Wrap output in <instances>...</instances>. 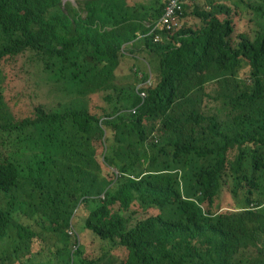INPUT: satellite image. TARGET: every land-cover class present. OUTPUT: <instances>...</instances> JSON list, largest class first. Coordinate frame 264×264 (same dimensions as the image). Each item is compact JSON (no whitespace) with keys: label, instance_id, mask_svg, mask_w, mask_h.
Instances as JSON below:
<instances>
[{"label":"trees","instance_id":"16d2710c","mask_svg":"<svg viewBox=\"0 0 264 264\" xmlns=\"http://www.w3.org/2000/svg\"><path fill=\"white\" fill-rule=\"evenodd\" d=\"M169 1L0 0V264H264V24L189 0L155 32ZM12 72L52 100L25 116Z\"/></svg>","mask_w":264,"mask_h":264},{"label":"rangeland","instance_id":"374dc122","mask_svg":"<svg viewBox=\"0 0 264 264\" xmlns=\"http://www.w3.org/2000/svg\"><path fill=\"white\" fill-rule=\"evenodd\" d=\"M83 0H63L64 4H71L74 7H78L79 3ZM134 1H139V0H134ZM232 3L238 5L242 9L243 17L240 21V32H250L252 29L254 31L258 30L261 24H264V21L260 18L256 17V13L251 10L248 6H246L244 3V0H231ZM248 7V9L246 8ZM144 46L143 43L138 42L137 46L138 48ZM134 47V45H133ZM129 48L127 49L128 52ZM129 54L126 53V57H128ZM142 61V60H140ZM143 62V61H142ZM140 62H134V65L128 66V70L125 72L124 70H118L119 75V81L118 84L121 86H132V87H140L141 85L139 84L141 78L138 77L137 74H134V70H137L136 66L139 67ZM132 68L134 69L133 72H131ZM142 71V70H141ZM144 72L148 73V67L147 69L144 67ZM13 73V72H12ZM16 72L13 73V94L16 96L15 98L18 100V102L21 105L22 111L25 116H30L32 115V110L30 103L31 102H42V103H48L52 100V96L49 93V87L44 85L40 76H39V87L34 85V82L25 75V77L18 78L17 76L15 77ZM134 74V75H133ZM15 77V79H14ZM140 85V86H139ZM105 102L103 100V96L100 94L96 95H90L89 97V106L90 109L93 113H102V108L104 106ZM264 246V245H263ZM94 248V249H92ZM97 247L92 243L90 239H87V244H85V250L86 253L89 252L90 254L94 253L95 249ZM95 253L101 254V250H97ZM50 252H45L42 256L36 255L37 256V261L39 260H44L43 258H46L47 256H50ZM108 261L105 264H119L120 262H123L126 258V251L125 249H119L115 250L111 253H108ZM103 257V256H101ZM44 264H49V263H44Z\"/></svg>","mask_w":264,"mask_h":264},{"label":"built area","instance_id":"2783aa9c","mask_svg":"<svg viewBox=\"0 0 264 264\" xmlns=\"http://www.w3.org/2000/svg\"><path fill=\"white\" fill-rule=\"evenodd\" d=\"M188 1L189 0H170L165 9L164 15L155 26L154 31L157 32L158 30L162 29L172 31L176 27L180 26V17L183 16V13L185 11V4ZM162 41V35L157 34L155 37V43H161ZM139 94L143 100H145V98L147 97V94L145 92H140ZM134 113H136V109L134 110Z\"/></svg>","mask_w":264,"mask_h":264},{"label":"crops","instance_id":"0c3cea01","mask_svg":"<svg viewBox=\"0 0 264 264\" xmlns=\"http://www.w3.org/2000/svg\"><path fill=\"white\" fill-rule=\"evenodd\" d=\"M128 54H129V56L128 57H124L123 59H122V64H121V66L119 67V69L118 70H124L125 72L128 70V66H130V65H134V62H137V61H139V59L138 58H136V55H134V54H132V53H130V52H127ZM142 59V58H141ZM140 59V60H141ZM144 67L147 69V67H148V70L150 71V67L147 65V64H145L144 62H142V61H140V65H139V69H142V71H144ZM128 72H129V70H128ZM131 72H133V68H132V70H131ZM134 73V72H133ZM144 72H140L139 73V75H140V77H142V76H144V74H143ZM135 74V73H134ZM133 74V75H134ZM119 75L120 74H118V71H117V83H118V81H119ZM140 84V83H139ZM141 85V84H140ZM139 85V86H140ZM142 85H143V83H142Z\"/></svg>","mask_w":264,"mask_h":264},{"label":"bare ground","instance_id":"6f19581e","mask_svg":"<svg viewBox=\"0 0 264 264\" xmlns=\"http://www.w3.org/2000/svg\"><path fill=\"white\" fill-rule=\"evenodd\" d=\"M184 237V236H183ZM192 240V239H191ZM175 246V245H174ZM204 259V258H203Z\"/></svg>","mask_w":264,"mask_h":264}]
</instances>
